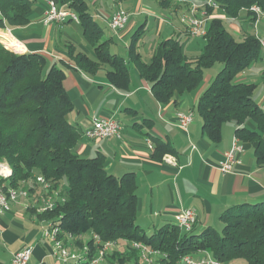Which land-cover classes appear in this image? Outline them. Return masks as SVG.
Segmentation results:
<instances>
[{
    "label": "trees",
    "instance_id": "16d2710c",
    "mask_svg": "<svg viewBox=\"0 0 264 264\" xmlns=\"http://www.w3.org/2000/svg\"><path fill=\"white\" fill-rule=\"evenodd\" d=\"M54 1L78 15L86 39L96 45V60L76 53L71 46L69 56L74 65L90 74L109 66L107 78L118 89H125L129 83L131 62L152 84L155 99L168 103L176 94L198 89L205 70L221 64L222 70L197 105L203 131L219 143L223 126L233 123L236 138L252 145L258 164L264 166V109L255 100L257 86L237 81L238 75L262 59L258 38L245 34L237 41L221 18H213L199 56L189 59L184 54L179 34L161 42L151 62L145 63L137 51L138 32L127 61L110 52L111 40L104 38V30L94 19L87 0ZM215 2L231 18L246 13L255 22L257 16L251 8L264 12V0ZM163 3L173 4L170 0ZM34 6L33 0H0V28L12 30L28 25ZM207 10L210 15L214 11ZM65 77V68L50 66L45 55L20 54L0 40V162L12 171L8 178L11 187L31 182L33 191L37 178L42 177L50 185L49 193L59 191L56 208L40 215L61 229L60 238L70 237L78 248L86 246L83 238L92 234L105 242H137L163 254L161 264H179L184 257L199 252H209L223 264H264V201L226 211L221 231L208 227L199 234L194 230L186 233L177 224H168L152 234L145 233L136 221L134 174L118 178L107 172L103 154L86 159L76 153L84 132L68 119L73 104L64 86ZM167 154H175L172 145L158 143L154 158L161 160ZM63 182L67 183L65 190L60 188ZM86 242L94 250L93 240Z\"/></svg>",
    "mask_w": 264,
    "mask_h": 264
},
{
    "label": "crops",
    "instance_id": "0c3cea01",
    "mask_svg": "<svg viewBox=\"0 0 264 264\" xmlns=\"http://www.w3.org/2000/svg\"><path fill=\"white\" fill-rule=\"evenodd\" d=\"M33 1L35 6L28 25L12 30L1 29L0 33L12 47L17 48V53H40L48 58L50 66L57 64L65 68L64 86L73 104L68 116L72 124L85 132L91 126L92 117L115 116L119 120L123 127L119 138L89 140L83 135L75 151L86 159L98 153L103 154L107 172L118 178L128 173L134 174L138 197L136 221L145 233L152 234L164 225L177 224L176 217L182 209H194L198 216L194 231L199 234L208 227H223L221 218L229 209L264 201V166L258 164L252 145L239 140V145L243 147V153L239 156L241 163L229 173H223L220 169L226 154L233 147L235 125L223 126L219 143L210 140L203 131L197 105L214 80L212 77L205 84L202 81L195 91L176 94L172 101L160 103L152 93V84L143 79L130 62L129 83L125 89H118L107 78V71L111 69L109 66L90 74L74 65L69 56L71 46L76 53L81 52L93 60L97 59L96 45L86 39L83 29H78L81 25L71 21L46 25L47 0ZM124 1L129 0L117 1V5L121 6ZM163 1L159 0L161 7L171 15L157 18L158 32L163 22L174 23L172 16L179 9L176 4L166 5ZM113 13L98 12L93 16L103 28L104 38L111 40L110 52L120 56L117 48L112 50L116 38L125 39L133 27L128 28L127 25L118 33L112 32L108 28V21ZM242 14H245L242 23L250 29L244 35L264 39V18L251 22L246 13ZM214 15V18H220L215 12ZM180 32L177 35L182 34L185 50L196 38L185 39V28ZM150 40L154 42L155 38ZM150 50L153 57L157 49L150 47ZM129 57L123 58L130 61ZM237 81L252 82L257 86L255 100L264 109L263 60L254 62L248 71L237 76ZM179 111L193 113V123L186 130L177 123L176 114ZM250 127L253 126L250 124ZM160 142L172 145L175 154H167L161 160L154 158L156 145ZM9 184L8 179L2 180L6 191H14L18 195L15 201L10 202V210L0 215V264H10L13 256L27 247L33 248L31 264H66L56 255L54 242L45 236L52 222L37 212L44 198L57 201L59 191L49 193L39 183L34 184L33 191H30L31 182L19 184L16 188ZM145 224H153L149 232L144 229ZM88 240H91L89 236L83 238L84 242ZM65 243L72 247L70 240ZM93 248L91 253L95 255L97 250L95 246ZM149 250L146 259L133 248V242L120 241L112 259L121 264H147L146 260L151 264H161L165 256ZM192 257L200 260L206 257V253L199 252ZM179 264L185 263L182 260Z\"/></svg>",
    "mask_w": 264,
    "mask_h": 264
},
{
    "label": "built area",
    "instance_id": "2783aa9c",
    "mask_svg": "<svg viewBox=\"0 0 264 264\" xmlns=\"http://www.w3.org/2000/svg\"><path fill=\"white\" fill-rule=\"evenodd\" d=\"M180 8L184 7L183 15L181 17V24L185 28V39L188 38H204L207 35L208 24L214 18L208 14V8L213 10L219 9L215 0H203V4H197L190 0H170ZM257 16V20L264 18V12L258 8L253 7L250 10ZM130 20V14L123 8L118 7L114 13L110 16L108 21V28L118 33L126 28ZM74 22L80 24L78 15L66 7H60L54 0H47L46 14L44 23L51 24H65L67 22ZM262 47V60L264 62V39H259ZM178 125L186 130L194 120L192 112L179 111L176 114ZM122 125L115 118L111 116L108 118H91V126L84 132V136L89 140H103L112 137H120L122 132ZM150 149L152 145L149 144ZM243 153V147L239 145V140L235 138L233 147L230 152L225 156V162L221 164L220 169L223 173H229L233 171L234 166L239 165L240 154ZM12 175V171L6 168V164L0 162V215L10 210V202L15 201L17 193L14 191H6L2 185V180L8 179ZM37 182L41 184L46 191L50 189V185L42 177L37 178ZM64 202V199H62ZM57 206V201L49 198L43 199L42 204L38 206L37 212L43 214L54 210ZM177 225L181 230L186 233H191L194 230L198 222L197 212L194 209H182L177 214ZM61 229L53 224L50 225L49 230L45 232V236L54 242L56 255L60 257L66 264H120L112 259V255L117 252L118 243L105 242L97 234L90 236L96 247V254L92 255L89 247L84 248L83 254H77L75 250L66 246L63 239L60 238ZM68 239L70 237L65 236ZM133 248L139 251L144 258L147 259V254L150 252L149 247L144 244L133 242ZM206 257L200 260H195L192 256H186L183 258L185 264H223L218 262L211 253L205 252ZM33 255V248L27 247L16 253L10 264H31V258ZM147 264H151L149 260H146Z\"/></svg>",
    "mask_w": 264,
    "mask_h": 264
},
{
    "label": "rangeland",
    "instance_id": "374dc122",
    "mask_svg": "<svg viewBox=\"0 0 264 264\" xmlns=\"http://www.w3.org/2000/svg\"><path fill=\"white\" fill-rule=\"evenodd\" d=\"M119 1L121 2V0ZM190 1H193L198 5L203 4V0H190ZM87 2L89 4L90 11L92 12L93 15L98 12L101 13L114 12L118 7H121L125 9L128 13H131L129 24L127 27L128 28L133 27L132 31L125 39L116 38L117 42L115 45H113L112 48V50L117 48L119 51L118 55L124 58L129 57L128 47L132 42L133 36L137 31L139 32V36H137V42H136L138 47V52L141 55V59L145 63H150L152 59L150 47L151 48L155 47V49H157V47L162 41H165L171 37L176 36L180 32V30L184 28L180 22L181 17L183 15L184 7L180 8L178 6L177 8L179 9L177 10L176 14L172 16L174 23L166 24L163 22L160 32H158L157 22H156L157 18L162 17L163 15L165 16L171 15L169 11L164 10L161 7L159 0H129L122 2L121 6L117 5L116 0H87ZM214 12L224 21L226 28L237 41H241L243 39V35L245 32H250L249 26L242 23V20L245 19V14H240L238 18H231L230 16L225 14L224 11H221L220 9H215L211 14V16H215ZM100 23L104 25L103 22L100 21ZM78 29L82 31V28L79 26ZM153 37L155 38L154 42L150 40ZM148 39L150 42L148 41ZM0 40L4 41L6 45L8 44L7 45L8 48L17 52V48L12 47L10 43L1 35V33H0ZM194 40L195 41L189 44L188 47L184 50L185 55L189 59L199 56L202 47L205 45V41L201 38H196ZM222 68L223 66L217 63L214 66L206 69L204 72L203 84H205L210 79V77H212L211 79H215V77L219 74ZM248 83H252V82H248ZM227 124H233V123L228 122ZM6 168L11 170L7 164H6ZM60 188L65 190L67 188V183L63 182ZM152 226L153 224H145L144 229L146 230V232H149ZM216 229H218V231H221L223 227L220 225V228H216ZM65 239L70 240L71 244L73 243L72 247L70 248L75 249L77 254H83L84 248L76 249L75 248L77 245L76 243L72 242V240L68 239L67 237L63 239L64 243H65ZM84 244L87 246V242H84ZM237 264H245V262L241 261V262H237Z\"/></svg>",
    "mask_w": 264,
    "mask_h": 264
},
{
    "label": "water",
    "instance_id": "95a60500",
    "mask_svg": "<svg viewBox=\"0 0 264 264\" xmlns=\"http://www.w3.org/2000/svg\"><path fill=\"white\" fill-rule=\"evenodd\" d=\"M8 45V44H7ZM11 45V44H10Z\"/></svg>",
    "mask_w": 264,
    "mask_h": 264
}]
</instances>
